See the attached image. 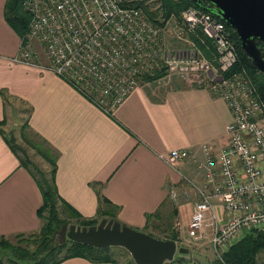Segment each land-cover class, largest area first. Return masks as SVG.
I'll list each match as a JSON object with an SVG mask.
<instances>
[{
    "label": "built area",
    "instance_id": "2783aa9c",
    "mask_svg": "<svg viewBox=\"0 0 264 264\" xmlns=\"http://www.w3.org/2000/svg\"><path fill=\"white\" fill-rule=\"evenodd\" d=\"M133 1L24 0L30 22L14 61L55 74L108 114L138 86L170 90L183 81L222 98L233 116L228 143L217 154L203 143L196 166L204 180L186 181L198 198L188 233L194 240L209 238L223 260L243 234L264 229V99L246 69L225 76L238 54L223 20L189 7L182 13L186 31L172 26V15L165 26L173 33H166L165 20L153 22ZM198 30L214 41L213 59L202 55ZM192 156L190 149H174L161 158L177 167ZM170 195L178 203L174 188Z\"/></svg>",
    "mask_w": 264,
    "mask_h": 264
},
{
    "label": "crops",
    "instance_id": "0c3cea01",
    "mask_svg": "<svg viewBox=\"0 0 264 264\" xmlns=\"http://www.w3.org/2000/svg\"><path fill=\"white\" fill-rule=\"evenodd\" d=\"M6 3L0 0V122L8 117L13 102L27 105L25 132L57 161L59 193L82 216H97L100 193L119 207L115 216L101 219L144 227L148 215L157 212L162 218L172 206L176 224L188 227L193 202L189 216L181 213L170 189L183 195L187 177L203 182V173L196 166L203 158L202 144L209 142L217 154L229 140L227 126L233 116L227 103L207 88L178 81L170 90L138 86L111 114L105 113L55 74L14 61L22 49V38L6 20ZM2 90L8 100L2 97ZM174 149H190L193 156L172 167L161 155ZM42 203L37 182L20 165L0 132V235L38 231ZM220 216L225 219L224 210ZM178 230L180 234L181 228ZM203 240L212 247L209 238L195 241ZM179 241L190 244L180 235ZM60 264L115 263L73 257Z\"/></svg>",
    "mask_w": 264,
    "mask_h": 264
},
{
    "label": "trees",
    "instance_id": "16d2710c",
    "mask_svg": "<svg viewBox=\"0 0 264 264\" xmlns=\"http://www.w3.org/2000/svg\"><path fill=\"white\" fill-rule=\"evenodd\" d=\"M149 0H134L133 4L144 11V13L155 23H162L161 18H168L174 13L180 15L189 7L197 8L203 12H209L215 17L222 20L216 14L205 10L202 5L194 0H157L158 6L152 8L150 4L146 3ZM24 0H7L5 6V17L10 26L16 30L19 36L23 39L28 30L30 16L25 11ZM205 3L206 0H203ZM231 36L237 46V62L230 68L226 75L246 69L251 77L254 79L259 88V92L264 99V74L256 69L252 60L248 57L241 46L239 37L234 29L229 27ZM202 39H206L211 46V50L207 49L206 42H201L196 39L198 46L203 51H208V58L213 59L216 55V48L214 41L205 34L200 33ZM161 72L157 74L159 76ZM1 95L5 100H8L7 92L1 91ZM111 114V113H110ZM6 123V119L0 122V132L6 140L10 149L18 157L20 165L26 168L37 182L43 197V203L38 210V214L42 220L41 228L38 231L31 233H19L12 237L0 235V250H9L13 254L10 258L9 264H60L63 261L80 257L85 258L91 262H111L115 264L120 263L117 259L108 254V248H97L91 245L75 242L67 239L63 244L56 242L54 234L57 228L61 227L66 220L59 217L58 204L59 202L67 208L69 212L77 219L78 223L83 226L95 225L100 222L101 217L115 216L119 207L112 205V203L102 197L98 193V210L97 216L86 218L82 216L76 209L68 204L60 195L56 183L57 161L44 151L40 146L28 138L25 130L28 126V120L22 125L20 138L24 142H18V138L11 134L10 136L2 129V125ZM26 145V146H25ZM27 145L34 148L48 165L44 170L29 154ZM113 206V207H112ZM47 215L44 216L43 212ZM160 218L159 213H153L147 216V226L151 224L152 219ZM113 219V218H112ZM116 220V219H114ZM170 227V226H169ZM158 237V236H157ZM160 238V237H159ZM166 239L179 241V232L173 230ZM264 250V229H253L243 234L238 238L223 254V260L215 258L211 264H257L258 254ZM66 251V254L63 252ZM63 254V255H61ZM131 255V254H130ZM180 260L187 262L186 264H203L188 259L184 256H176L173 260ZM3 264V263H0ZM126 264H136L134 261Z\"/></svg>",
    "mask_w": 264,
    "mask_h": 264
},
{
    "label": "water",
    "instance_id": "95a60500",
    "mask_svg": "<svg viewBox=\"0 0 264 264\" xmlns=\"http://www.w3.org/2000/svg\"><path fill=\"white\" fill-rule=\"evenodd\" d=\"M194 1L236 31L243 50L264 74V0ZM57 235L61 244L70 239L97 248L124 247L136 264H164L177 253L190 257V250L179 247L176 240L162 239L108 218L90 226L64 223Z\"/></svg>",
    "mask_w": 264,
    "mask_h": 264
},
{
    "label": "rangeland",
    "instance_id": "374dc122",
    "mask_svg": "<svg viewBox=\"0 0 264 264\" xmlns=\"http://www.w3.org/2000/svg\"><path fill=\"white\" fill-rule=\"evenodd\" d=\"M147 4L149 3L150 6L152 8L157 7L158 6V1L157 0H149L146 2ZM184 12V11H183ZM175 15V18L173 19V24L172 26H174L175 28L178 29V31H186L184 25H183V14L181 13L180 15H176L175 13L173 14ZM171 17V16H170ZM170 17L168 18H161V22H164V26L166 25L165 23L170 19ZM172 26H165L166 27V33H173V28ZM228 26V25H227ZM188 33H193V32H188ZM196 33H204L203 31H197ZM206 42L207 44V49L211 50V46L208 43V41L205 39L204 43ZM200 48V47H199ZM201 53L203 56L208 58V51H203L201 50ZM43 58V57H42ZM42 62L46 63L47 59H41ZM256 89L259 91L258 86L256 85L254 79L251 77ZM28 117V107L26 104L22 103V102H13L11 104V106L9 105L8 107V117H6V123L4 125H2V129L6 132L7 135H15V137L18 138V142L21 144H24V142L22 141V139L20 138V133L22 130V125L26 122V119ZM26 146V145H25ZM27 149L29 151V154L33 157V159L44 169L46 170L48 168L47 162L38 154L36 153L35 149L28 146L27 145ZM188 183V182H187ZM188 186H186V191L183 192V195H181L178 190V206L181 207V213H186L188 214L187 216H189V212H191V210H189L190 207V203L193 202V205L195 203L196 200H194V190L191 189V185L188 183ZM171 190V189H170ZM187 193V194H186ZM171 197V195H170ZM172 199V197H171ZM172 201L176 204V202L172 199ZM190 204V205H189ZM177 205V204H176ZM167 206V205H166ZM168 211H164L162 213L163 217L159 218L157 221L153 220L151 222V224L148 226H144V227H136V226H132L135 229H138L140 231L143 232H147L150 233L154 236H158L162 239H166L167 236L170 235V233H172V231L174 230H178L181 228L180 231V236L182 241L185 244L190 243L189 245H183V243L181 241H177L179 247H188L191 250V254L190 257L188 259H191L193 261L196 260V262H201L203 264H211L215 258H218L215 255V252L213 251L212 247L209 246L208 241L203 240V241H195L193 238L190 237L189 233H188V227L186 226H181V225H177V221L178 219H176L175 216H173V210H172V206L168 207ZM223 206H216V211L219 215V219L222 220L221 216L223 213ZM58 211H59V217L63 220H66L68 224H77V225H81L78 223L77 219L73 216V214L71 212H69L67 210L66 207H64V205L62 203L59 202L58 204ZM43 215L46 216L47 213L46 211L43 212ZM185 217L186 220H188V217ZM109 219V218H108ZM170 222L172 223L170 225V227L168 226V223L170 224ZM187 222V221H184ZM98 224V223H97ZM83 226V225H81ZM62 227V226H61ZM61 227L57 228L56 233L54 234V238L56 239V242H59L58 239V231L61 230ZM179 231V230H178ZM201 242H203V245H205L204 247H192L193 244L199 245ZM64 254H66V251L63 252ZM108 254H110L113 258L117 259L120 263L126 264L128 262H133L134 259L133 257L130 255V253L121 246H112V247H108ZM63 255V254H61ZM179 253H177L176 256H178ZM13 257V254L11 252H9V250L5 251V250H0V263L3 264H9L10 263V258ZM181 257V256H180ZM181 262L180 260H177L175 262H173V264H177ZM185 262V261H184ZM183 262V263H184ZM187 262H185L186 264ZM257 264H264V250H262L258 256H257Z\"/></svg>",
    "mask_w": 264,
    "mask_h": 264
}]
</instances>
